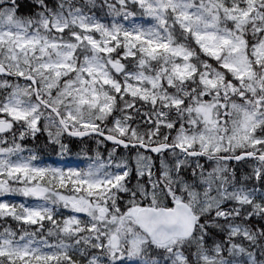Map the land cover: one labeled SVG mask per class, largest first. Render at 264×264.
<instances>
[{"label": "snow or ice", "instance_id": "6c2138e0", "mask_svg": "<svg viewBox=\"0 0 264 264\" xmlns=\"http://www.w3.org/2000/svg\"><path fill=\"white\" fill-rule=\"evenodd\" d=\"M0 264H264V0H0Z\"/></svg>", "mask_w": 264, "mask_h": 264}, {"label": "rangeland", "instance_id": "374dc122", "mask_svg": "<svg viewBox=\"0 0 264 264\" xmlns=\"http://www.w3.org/2000/svg\"><path fill=\"white\" fill-rule=\"evenodd\" d=\"M53 159H56V157H53ZM82 159H83L82 157H76L74 155L71 157L72 161H77V160H82Z\"/></svg>", "mask_w": 264, "mask_h": 264}]
</instances>
